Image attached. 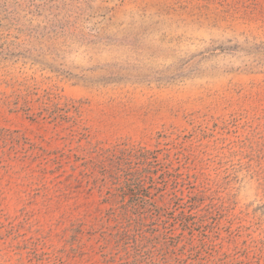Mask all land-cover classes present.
Instances as JSON below:
<instances>
[{
	"label": "rangeland",
	"instance_id": "rangeland-1",
	"mask_svg": "<svg viewBox=\"0 0 264 264\" xmlns=\"http://www.w3.org/2000/svg\"><path fill=\"white\" fill-rule=\"evenodd\" d=\"M0 264H264V0H0Z\"/></svg>",
	"mask_w": 264,
	"mask_h": 264
}]
</instances>
